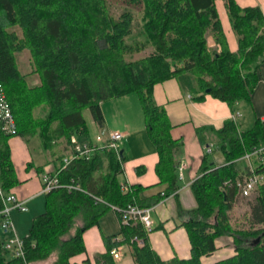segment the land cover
Masks as SVG:
<instances>
[{
  "label": "trees",
  "instance_id": "trees-1",
  "mask_svg": "<svg viewBox=\"0 0 264 264\" xmlns=\"http://www.w3.org/2000/svg\"><path fill=\"white\" fill-rule=\"evenodd\" d=\"M217 1L224 2L237 40L236 51L229 47ZM127 3L141 7V42L126 43L134 16L123 11L115 19L107 0H0V83L16 123L14 135L0 132V187L7 192L19 183L9 138L36 136L42 148L59 161L51 173L57 172L61 183L83 189L59 187L46 192L45 209L33 218L23 238L24 259L13 256L0 241V264H37L52 255H56L54 264H79L71 259L86 252L83 232L97 226L111 205L150 208L179 188L176 153L181 141L172 137L173 125L166 109L155 101L154 86L177 79L184 87L190 80L200 94L198 101L208 94L231 111L253 95L258 68L264 61V15L258 6L240 7L236 0ZM208 34L215 49L208 45ZM148 46L152 51L146 57L131 59ZM24 50L30 54L31 73L39 77L37 85H29L19 68L17 54ZM132 94L137 96L146 134L158 153L157 184L165 186L163 196L154 195L147 202L139 198L141 186L121 191V154L114 149L98 148L89 159H73L64 168L62 155L55 149L59 145L67 149L71 135L89 139L85 109L103 129L101 105ZM254 122L241 132L232 119L223 121L218 129L204 127L201 131L213 137L214 150L222 153L224 165L213 167L205 152L199 175L190 186L197 207L183 222L192 248L189 259L161 260L149 245L143 225L137 223L121 227L123 242L115 235L103 236L106 252L99 254L96 263L116 264L112 248L137 237L142 244H131L136 264H202V257L216 251L215 240L228 235L236 255L212 264H264V183L249 203L246 228L231 223L229 212L238 191L224 184L241 178L235 160L264 144V121ZM256 172L264 173V164ZM2 206L0 199V209ZM84 263L90 264L88 259Z\"/></svg>",
  "mask_w": 264,
  "mask_h": 264
},
{
  "label": "crops",
  "instance_id": "crops-1",
  "mask_svg": "<svg viewBox=\"0 0 264 264\" xmlns=\"http://www.w3.org/2000/svg\"><path fill=\"white\" fill-rule=\"evenodd\" d=\"M237 4L241 6L254 7L258 6L264 15V0H236ZM216 6L220 13V19L222 26L224 27V33L228 40V44L231 50H237V40L233 33L227 13L224 8V2L217 1ZM208 41V39H207ZM213 41V39H212ZM215 42V41H214ZM213 42L208 45L212 48L216 47ZM258 82L252 92L250 101H244L236 103L234 111L220 100L213 99L206 94L203 100L198 101L196 97L200 94L195 92V83L190 80L184 87L177 83V79H170L161 82V84L154 86V98L159 106H163L168 114L169 120L173 125L172 137L180 139L176 153V161L178 163H184L183 175L178 177L179 188L169 195L162 197L160 203L150 207V217L153 222V229L148 233V243L163 261L170 259H189L191 256V245L185 227L184 221H188L189 212H191L196 205V200L191 192L190 186L196 177L199 175V167L201 166V159L206 151V147L210 146L211 152L214 150L213 137L206 131L202 133L204 127H211L218 129L222 126L223 121L232 119V114L238 112L236 115V126L238 131H244L251 127L256 119L264 118V61H262L258 68ZM33 85L39 84V79L32 83ZM179 84V85H178ZM191 90V91H189ZM131 95L122 96L114 101V106H107V103L101 105L102 113L104 114V127L101 129L91 117L90 137L88 140L93 141L94 137L92 129L99 130V133H104L105 136L111 130L122 132L125 143L130 142V138L136 133L145 130L142 113L137 111L136 99L130 97ZM123 101V102H121ZM118 102V103H115ZM121 102V103H119ZM123 104V105H120ZM140 107V104L138 102ZM141 110V108H140ZM85 118V113L83 111ZM86 120V118H85ZM87 123V121H86ZM136 123V124H135ZM120 133V132H119ZM146 133V131H145ZM143 142H151L146 134V139L141 136ZM119 145L121 147L120 153L121 160L126 159V155L131 154L133 145L129 144ZM8 144L11 151V159L14 165L16 176L19 183L10 189L11 192L25 202L27 207L26 211H19L17 209L11 210L10 217L12 220L14 230L4 231L1 228L0 218V241L4 242L5 239L13 234L24 238L30 230L33 218L44 211V194L42 192V184L40 175L44 172H51L55 170L59 161L55 160V156H52L49 151L44 150L40 152V155L35 157L30 153L28 148L29 138L25 139L20 136H12L8 140ZM39 144L41 145L40 141ZM146 144V143H145ZM143 147L144 152L139 157H136L130 162V164H121V174L118 176L120 185L126 184L127 188L141 186L139 190V198L147 202L149 198L154 195L163 193L165 186H159L157 174L155 172V166L158 162V153L154 144L143 145L136 144ZM60 145V156L62 155L61 168L63 166V158L70 156L72 150L69 146ZM215 151V150H214ZM209 152V153H211ZM223 156V155H222ZM44 162L36 164L35 158ZM254 168L260 165L255 159H252ZM213 167H219L224 165V158H216L211 162ZM235 165L238 169L240 176L247 173L246 165L244 161H237ZM149 187V188H147ZM144 188V189H143ZM147 188V189H146ZM236 202L234 203L235 208ZM232 210L229 212L231 213ZM112 212V214L110 213ZM111 214V215H110ZM231 217V216H230ZM78 224H81V218L77 220ZM121 223L117 213L111 209L105 214L103 213L98 220V225L89 227L83 232V240L86 247V252L74 256L71 261L79 264H85L84 260L88 259L90 264H97L96 258L99 254L106 252L104 237L112 235L116 236L118 242H123L125 236L120 234ZM104 236V237H103ZM123 246L120 259L115 260L116 264H136L133 259L132 246L129 243L120 244ZM216 251L206 257H202L200 260L202 264H212L223 261L225 258H231L236 255L233 238L228 235H222L215 240ZM56 255H52L45 261L38 262L37 264H54Z\"/></svg>",
  "mask_w": 264,
  "mask_h": 264
},
{
  "label": "built area",
  "instance_id": "built-area-1",
  "mask_svg": "<svg viewBox=\"0 0 264 264\" xmlns=\"http://www.w3.org/2000/svg\"><path fill=\"white\" fill-rule=\"evenodd\" d=\"M238 112L232 114V120L235 121L236 115ZM264 121V118H262ZM0 132L4 134L14 135L16 132V123L12 114V110L10 104L6 98V95L2 89V85L0 83ZM123 134L115 131H110L105 136L104 133H99L94 137L93 141L88 140V138H83L79 140L75 135H71L70 137V148L72 153L70 156H66L63 158V166H67L73 159L76 158H90L93 156L92 154L98 148H112L117 153L118 144L122 142ZM206 151L211 152L210 146L206 147ZM119 154V153H117ZM252 159H255L260 164H264V144L260 145V147L255 148L241 157L240 159H236L237 161H244L247 163L246 169L247 173L245 175L240 176L241 178H237L235 182H224L226 186H235L237 188V196L239 195L241 198H248L251 194H255L258 190L257 188L264 183V173H257L256 168H254ZM185 165L184 163H179L177 172L178 177L181 178L183 175V169ZM41 184H42V192L46 193L52 189L64 187L67 190H78L83 191L81 187L74 183H61L58 178L57 172H44L40 175ZM127 185H121V191H127ZM164 194L162 193L161 196ZM0 199L2 201V208L0 209V218H1V228L4 231L14 230L12 220H11V210L17 209L19 211H26L27 207L25 202L20 200L16 194L11 191L5 192L0 187ZM161 201H159L160 203ZM110 209H113L114 212L117 213L119 223L121 227L136 225L140 223L143 225L145 232L148 234L152 231L153 222L150 217V208H144L141 206H137L136 204H127L124 208L117 207L116 205H111ZM130 245L136 243L138 245L142 244V240L137 237H131L129 239ZM24 244L23 238L17 236L13 232V234L9 235L5 241L3 242V248L10 251L13 256L21 257L24 259ZM123 246L117 245L112 248L111 255L114 260L120 259L121 252L123 251Z\"/></svg>",
  "mask_w": 264,
  "mask_h": 264
},
{
  "label": "rangeland",
  "instance_id": "rangeland-1",
  "mask_svg": "<svg viewBox=\"0 0 264 264\" xmlns=\"http://www.w3.org/2000/svg\"><path fill=\"white\" fill-rule=\"evenodd\" d=\"M108 2V7H109V11L111 13V16L114 17L115 19L118 18V16L123 12V11H129L132 12L133 17V25H132V34L129 38H126V43L128 44H132L135 41H139L141 42L143 40L141 31L142 30V25H143V21H142V10L141 7L137 6H129L127 5V0H107ZM207 39L209 41V45H211V43L213 44L214 41H212V37L210 34L207 35ZM210 47V46H209ZM216 48V47H215ZM210 47V49H215ZM152 48L151 47H146V49L141 52V53H135L133 54V56L131 57V59H136V58H144L146 57V55H148L149 53H151ZM17 60H18V65L20 70L26 74V79L29 85H33L32 83L36 80V78L39 79L37 74H33L31 73V66H30V54L27 50H24L20 53L17 54ZM177 83L181 84L179 81H177ZM178 84V85H179ZM191 91V90H189ZM130 97H133V99H136L137 102V111L139 110L140 114L142 113L140 110V107L138 105V99L136 94H132ZM123 102V101H121ZM119 102V103H121ZM118 103V102H115ZM120 105V104H119ZM123 105V104H121ZM120 105V106H121ZM108 106H114V101H110L107 103L106 109ZM39 111H36V114L39 115ZM85 113V118L87 121V125L91 128V115L89 110L85 109L84 110ZM136 124V123H135ZM113 131V130H111ZM93 135H95L96 133L98 134V132H100L99 130L93 128L92 129ZM119 132L122 134L125 133L123 129H120ZM146 139V133L145 130L140 131L138 133H136L135 135L132 136V138H130V142L129 143H125V138L122 139V144H129V145H133L132 147V152L131 154L128 153V155H126V159L123 158L121 160L122 164L126 163L127 165L130 164V162L132 160H134L136 157H139L142 153L144 152L143 147H141L140 145L137 146L136 144H143V145H150L151 142H149V140L147 139V142H143L142 138ZM146 143V144H145ZM121 145L120 143L118 144V150L117 153H120L121 147L119 146ZM28 148L30 150V153H32V155L35 157L36 155H40V152L44 151L42 146L39 144V139L36 136L30 137L29 138V144H28ZM58 152V155H60V145L57 146L55 148ZM216 158H223L222 153L220 151H214L209 153V159L211 162H213L214 159ZM39 160L38 158H35V161ZM36 164L38 163H42L44 164V162L41 161H36ZM256 194H251L248 198H241L239 195L236 197V205L235 208L232 210V212L229 214L230 217V221L232 224H236L239 227L241 226V228H246L247 227V216H248V211H249V203L253 201V199H255ZM234 207V206H233ZM112 214V212H110ZM110 214V215H111Z\"/></svg>",
  "mask_w": 264,
  "mask_h": 264
},
{
  "label": "water",
  "instance_id": "water-1",
  "mask_svg": "<svg viewBox=\"0 0 264 264\" xmlns=\"http://www.w3.org/2000/svg\"><path fill=\"white\" fill-rule=\"evenodd\" d=\"M206 91H208V89ZM254 242H255V244L258 243L259 242V238L254 240Z\"/></svg>",
  "mask_w": 264,
  "mask_h": 264
}]
</instances>
